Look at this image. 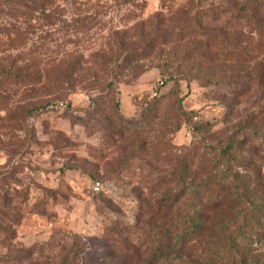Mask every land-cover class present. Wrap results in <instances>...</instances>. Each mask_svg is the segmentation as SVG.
<instances>
[{"label": "rangeland", "instance_id": "374dc122", "mask_svg": "<svg viewBox=\"0 0 264 264\" xmlns=\"http://www.w3.org/2000/svg\"><path fill=\"white\" fill-rule=\"evenodd\" d=\"M155 225L264 264V0H0V264H144Z\"/></svg>", "mask_w": 264, "mask_h": 264}, {"label": "trees", "instance_id": "16d2710c", "mask_svg": "<svg viewBox=\"0 0 264 264\" xmlns=\"http://www.w3.org/2000/svg\"><path fill=\"white\" fill-rule=\"evenodd\" d=\"M29 79L31 81H33L36 78V72H33L32 74H29ZM213 127V124L210 122H200L195 129L197 131H199V133H201L202 135H204L206 132L210 131L211 128ZM233 147L232 143H228L227 146H225V148H222V150L220 151L223 154H227L229 155L231 149ZM214 168H212V171L210 170L209 173H207L208 176V181L211 183L210 185L212 186V191L214 193L215 191V186H220L219 183H217L216 181V174L213 172ZM213 198H211V200L215 201L216 200V195L215 197L212 195ZM198 219H204V221L207 223L208 217H203V216H199ZM205 222L203 224H205ZM201 225L197 228H194L193 232H190L189 234L187 232H183L182 234H177V237H175L174 239H172L171 236V232L167 231V230H162L163 227L161 226H154L153 227V236H152V241H154V243H160L162 241V238H166L171 242L169 244V246H165V245H161L159 244V246L156 247V250L150 254V257L148 258V260L144 263V264H160V262H167L169 260H176L178 259V255L180 253V250L183 249L184 244L189 242L191 239L194 238V236L200 235L205 232H207V229L202 230V228L200 229ZM216 226H210V231L212 232V237H217L218 234H216L215 232H217L218 230L215 228ZM241 229V228H240ZM243 229V228H242ZM145 232V230L143 231ZM242 232V231H241ZM237 233L235 231L236 234L232 237V239L230 240V246H232L234 248L233 253H235L236 259H239L240 262H244L243 259L244 257L248 254L249 249L246 247L245 242L243 240V244L240 242L234 243L233 241H236L237 239H240L241 236L244 234L243 233ZM211 237V238H212ZM213 239H216L214 238ZM180 242V245H177ZM245 245V246H244ZM240 248H243V252L240 253L239 250ZM217 251V254H220L221 256L223 255V252L225 251V248L223 246L219 247L217 246V249L215 250ZM244 255V256H243ZM183 259V254L179 257V260Z\"/></svg>", "mask_w": 264, "mask_h": 264}, {"label": "built area", "instance_id": "2783aa9c", "mask_svg": "<svg viewBox=\"0 0 264 264\" xmlns=\"http://www.w3.org/2000/svg\"><path fill=\"white\" fill-rule=\"evenodd\" d=\"M103 188L101 182L97 181L93 183V189L97 192L101 191Z\"/></svg>", "mask_w": 264, "mask_h": 264}]
</instances>
